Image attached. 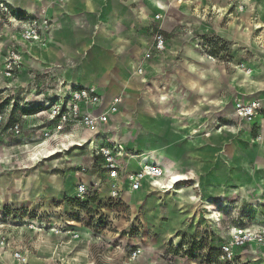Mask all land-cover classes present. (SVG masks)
Returning <instances> with one entry per match:
<instances>
[{"label": "rangeland", "instance_id": "rangeland-1", "mask_svg": "<svg viewBox=\"0 0 264 264\" xmlns=\"http://www.w3.org/2000/svg\"><path fill=\"white\" fill-rule=\"evenodd\" d=\"M233 1L192 0L196 4L187 13L169 16L181 21L171 36L182 34L188 36L184 45L194 43L189 57L199 60L201 79L202 102L195 113H187L184 121H159L163 131L171 126L181 133L173 138L176 152L165 149L161 134L154 138L147 134L141 107L149 77L143 66L134 72L140 79L137 93L144 94L141 104L130 109L120 93L122 103L115 114L120 115L119 129L108 131L111 121L104 125L120 140L110 142L106 134L104 145H122L126 151L119 159L124 171H137L142 156L154 149L149 163L164 170L169 162L175 172L189 174L187 181L171 189L144 181L140 190L123 188L112 198L110 180L93 152L96 148H89L83 138L72 144L67 131L58 132L49 124L44 103H39L45 102V84L52 87L55 80H64L52 70H34L33 63L22 58L16 78L7 81L0 51L1 207L8 208L25 191L33 205L35 200L55 209L43 219L63 229L86 230L97 243L91 250L94 264H264V240L237 248L230 239L235 230L264 232V120H241L232 111L238 100L264 97V90L250 93L241 88L264 82V3L253 0L254 13L237 15L230 6ZM11 32L7 19L0 16V48ZM172 49L176 54L179 48L172 45ZM152 50L145 53L146 62L162 54L147 57ZM172 158H177L179 171ZM81 175L94 180L83 182ZM81 183L90 189L88 198L77 194ZM223 247H230L231 262L221 258ZM47 249L36 256L48 257Z\"/></svg>", "mask_w": 264, "mask_h": 264}, {"label": "crops", "instance_id": "crops-1", "mask_svg": "<svg viewBox=\"0 0 264 264\" xmlns=\"http://www.w3.org/2000/svg\"><path fill=\"white\" fill-rule=\"evenodd\" d=\"M252 1L235 0L230 6L237 15L252 14L254 13ZM0 2L9 4L22 14L48 16L53 23L50 41L46 47L25 43L15 35V32H11L8 41L1 46L0 51L3 50L2 53H4L7 47L14 44L21 53L23 62L33 63L34 70L40 72L52 70L56 72L58 79L69 81L70 85L96 88L102 98V108L113 97L121 95L120 93L124 95L123 103L127 101L130 109L134 104H141L140 98L144 94L137 93L141 91V86L140 79L134 72L139 66H143L142 69L148 73L149 77L148 90L145 92V106L141 107V112L145 115L147 134L151 138L161 134L165 149L176 152L173 138L181 133L179 130L171 129V126L167 131L165 129L163 131L160 129L159 121L162 119H167L168 122L184 121L187 113H195L197 103L202 102L201 79L197 64L199 60L195 57L191 60L189 57L190 49H194V43L184 45L183 41L188 40L186 35V37L182 34L178 35L177 39L171 36L175 24L179 26L181 21H176L174 17L169 16L177 15L179 12L187 13V9L193 8L196 3L192 0H0ZM30 3L33 4L31 11L28 9L31 6ZM258 3H264V0H259ZM171 4H175L176 7H171ZM261 25H264V17ZM155 29L165 35V51L155 59L146 62L144 55L151 47ZM178 41H180L179 44ZM172 45L179 48L176 54ZM174 55L179 57L177 61ZM241 88L250 93L261 91L264 90V82H254ZM124 89L127 93H124ZM108 97L109 102L105 101ZM246 101L248 100L237 102ZM119 119L120 115L109 118L111 126H107L108 131L118 128ZM107 128L102 125L92 131L85 132L77 129L67 132L72 144L79 141V138H83L89 148L95 149L105 144L103 137L106 134L110 142L112 139L119 140L117 134L113 132L110 134ZM133 129L130 130L134 131ZM165 156L171 160L169 157L172 156L166 154ZM176 159L172 158L178 170ZM179 172L186 174V172ZM81 176L85 179L79 180L86 183L94 180L91 176ZM165 178H167L166 173ZM165 178H163L164 182ZM35 194L41 197L46 196L45 193L41 195L40 192ZM18 195V199L10 202L11 205L7 209H21L42 216L50 215L55 211L46 206L42 207V204L35 200L36 204L33 205L25 191H20ZM3 208L0 205V210ZM22 232L23 237L20 240L28 250V264L95 263L91 250L97 243L90 239V234L86 230L79 231L74 230L73 227H66L60 235H52L47 228L39 233L26 230ZM71 233H78L79 239L74 240ZM47 248L50 253L48 257L36 256ZM76 249L81 250L74 253ZM0 264L16 263L8 257Z\"/></svg>", "mask_w": 264, "mask_h": 264}, {"label": "built area", "instance_id": "built-area-1", "mask_svg": "<svg viewBox=\"0 0 264 264\" xmlns=\"http://www.w3.org/2000/svg\"><path fill=\"white\" fill-rule=\"evenodd\" d=\"M242 9V7H241ZM0 16L5 17L15 35L23 42L46 47L53 29L52 20L45 15L31 16L19 13L9 4L0 2ZM151 48L147 57L161 54L165 51V38L160 30L153 34ZM21 53L14 44L5 49L3 57V76L7 81H13L20 71ZM46 96L44 109L46 110L49 124L59 131H74L77 129L92 131L108 123L109 118L117 114L122 98L115 96L102 108V98L94 87L83 85L69 86V83L57 81L48 87L45 84ZM102 108V109H101ZM234 115L241 120H264V97L236 102L233 106ZM3 117L0 115V126ZM96 157L102 161V171L110 180L111 197L117 198L123 188L130 192L140 190L142 183L148 181L151 184L164 186L165 173L154 163H146L137 171H124L119 159L124 157L125 150L120 145H110L96 148ZM85 170L82 169V172ZM176 184H174L175 186ZM77 194L82 199L90 195V189L83 183L78 184ZM40 214L23 211L21 209L0 210V262L8 257L16 264H28L27 248L22 245V230L39 233L46 229L52 235H60L63 228L57 223H49ZM74 240L79 239L78 233H71ZM231 242L237 248H247L252 244L264 240V232L256 233L251 230H235L230 235ZM233 253L230 247L222 248L221 258L225 262H231Z\"/></svg>", "mask_w": 264, "mask_h": 264}, {"label": "bare ground", "instance_id": "bare-ground-1", "mask_svg": "<svg viewBox=\"0 0 264 264\" xmlns=\"http://www.w3.org/2000/svg\"><path fill=\"white\" fill-rule=\"evenodd\" d=\"M33 6V5H32ZM33 8V7H32ZM239 69V68H238ZM237 69V70H238ZM240 75V74H239ZM249 75V74H248ZM69 82V81H68ZM71 83V82H69ZM246 85V84H245ZM221 103V102H220ZM129 105V104H128ZM121 113V112H120ZM247 124V123H246ZM250 125V124H249ZM251 126V125H250ZM81 140V139H80ZM88 142V141H87ZM86 143V142H85ZM80 145V144H79ZM122 146V145H121ZM149 152L145 153L142 158H141V162L143 163V165H145L146 163L151 162L152 158L154 157L155 154V150L150 149L148 150ZM146 152V151H145ZM38 153V152H37ZM51 153V151H50ZM137 153V152H136ZM158 153V152H157ZM34 154V153H33ZM139 155V154H138ZM157 155V154H156ZM34 156V155H33ZM38 156V155H37ZM36 156V157H37ZM158 157V156H157ZM32 159V158H31ZM35 159V158H34ZM46 159V158H45ZM134 159V158H133ZM140 159V158H139ZM42 160V159H41ZM39 161V160H38ZM142 165V166H143ZM163 165V164H162ZM141 166V167H142ZM161 166V165H160ZM144 167V166H143ZM164 171L167 174V178L165 180V188L171 189L173 188L174 184H177L179 182L182 181H187L189 175L184 174V173H177L174 171V166H171V164H164ZM158 185V184H157ZM161 185V184H160ZM161 188V187H160ZM216 219V218H215ZM219 222V221H218Z\"/></svg>", "mask_w": 264, "mask_h": 264}]
</instances>
